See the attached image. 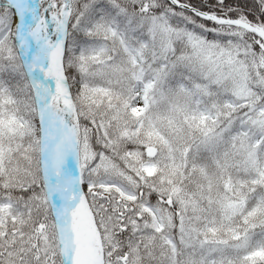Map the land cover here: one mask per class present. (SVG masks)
I'll use <instances>...</instances> for the list:
<instances>
[{
	"label": "snow or ice",
	"instance_id": "1",
	"mask_svg": "<svg viewBox=\"0 0 264 264\" xmlns=\"http://www.w3.org/2000/svg\"><path fill=\"white\" fill-rule=\"evenodd\" d=\"M0 264H264V0H0Z\"/></svg>",
	"mask_w": 264,
	"mask_h": 264
}]
</instances>
